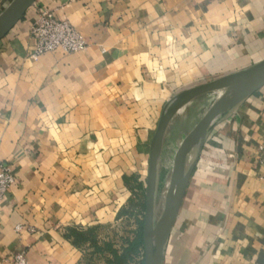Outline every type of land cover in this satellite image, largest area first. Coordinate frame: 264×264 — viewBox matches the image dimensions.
Segmentation results:
<instances>
[{
    "label": "crops",
    "instance_id": "1",
    "mask_svg": "<svg viewBox=\"0 0 264 264\" xmlns=\"http://www.w3.org/2000/svg\"><path fill=\"white\" fill-rule=\"evenodd\" d=\"M14 1L0 0V15ZM39 8L87 48L30 61ZM262 65L264 0H36L0 39V166L15 176L0 201V264H80L92 246L77 235L154 195L166 102ZM183 186L161 264H264V86L194 142Z\"/></svg>",
    "mask_w": 264,
    "mask_h": 264
},
{
    "label": "water",
    "instance_id": "2",
    "mask_svg": "<svg viewBox=\"0 0 264 264\" xmlns=\"http://www.w3.org/2000/svg\"><path fill=\"white\" fill-rule=\"evenodd\" d=\"M36 0H15L9 7L0 15V39L5 37L25 16L27 11L32 7ZM236 80L243 82L242 87L228 98L218 100L209 109L207 114L195 126V128L184 138L182 144L177 150L174 158L173 168L171 171V196L165 213V218L162 224L153 227L152 219V204L153 194L150 187L147 195L146 216L143 226L144 240V261L143 264H161L164 247L167 243L171 227L173 226L178 214L180 204L184 195L183 172L186 160L188 158L189 149L194 145V142L205 134L213 120L218 117L223 111L238 105L247 97L255 93L264 86V65L258 66L250 71L241 72L234 76L223 78L204 86L186 92L177 104L173 106L171 111L167 112L160 120L158 129L155 134L152 145V167L155 166L157 157L160 151L163 137L166 133V123L172 112L178 108L180 103L187 98L216 90L224 86L228 81Z\"/></svg>",
    "mask_w": 264,
    "mask_h": 264
},
{
    "label": "rangeland",
    "instance_id": "3",
    "mask_svg": "<svg viewBox=\"0 0 264 264\" xmlns=\"http://www.w3.org/2000/svg\"><path fill=\"white\" fill-rule=\"evenodd\" d=\"M225 89L227 88H222L218 91L212 90L187 98L180 103L178 108L172 112L170 118L168 119L166 123V132H168V135L170 136H168L169 143L161 144V150L157 158V168L162 172V175H160L161 173H158L159 175L157 176L154 188L152 204V219L154 228L157 227L162 212L164 213L166 211V206L170 200L168 198L171 196L170 184L173 164L169 170L163 169L162 166L164 164L166 154L171 151L172 147H175L173 153L176 154L184 140L182 133L188 131L190 128H194L202 120L216 101V94L218 92L223 91V93L227 95V92H224ZM225 95L219 100L227 98ZM181 96L183 95L179 94L176 98L166 102L161 117L171 111L173 106L177 104V101L181 99ZM174 143L176 144L174 145ZM164 190H167L169 193H167V195H163ZM145 204L147 203L145 202ZM146 208L143 207L142 209L139 208V210H132L129 212L131 215H129L128 218H124L122 221L114 225L96 228L89 233L88 238H94L96 245L103 252L96 251L93 247H85L84 257L82 261H80V264H143L144 246L140 254L133 258L130 262H128V259L126 258L124 261L119 260L120 262L117 263L112 257L111 251H116L118 254L122 253V249L125 246L124 243L133 239L135 232L139 228V223L145 221V216L147 214Z\"/></svg>",
    "mask_w": 264,
    "mask_h": 264
},
{
    "label": "built area",
    "instance_id": "4",
    "mask_svg": "<svg viewBox=\"0 0 264 264\" xmlns=\"http://www.w3.org/2000/svg\"><path fill=\"white\" fill-rule=\"evenodd\" d=\"M30 36L33 47L29 53V60L36 62L44 54L61 52L64 55L76 54L84 51L88 44L81 35L64 19H61L56 10L39 8L37 17L31 29ZM15 183V176L11 168L4 164L0 166V201ZM21 227L15 228L16 232ZM13 264H27L22 254L12 258Z\"/></svg>",
    "mask_w": 264,
    "mask_h": 264
},
{
    "label": "trees",
    "instance_id": "5",
    "mask_svg": "<svg viewBox=\"0 0 264 264\" xmlns=\"http://www.w3.org/2000/svg\"><path fill=\"white\" fill-rule=\"evenodd\" d=\"M143 222H140L139 223V228L138 230L135 232V236L133 237L132 240H129V241H126L124 243V248L122 249V253L121 254H118V252L116 251H111V255L112 257L114 258V260L118 263L120 262L119 260H123L124 259H128V262H130L133 258H135L136 256H138L140 254V252L142 251L143 249V246H144V240H143ZM89 233L91 232H88L87 235L84 234V235H77V240L78 242H81V241H85V240H89L90 243H91V246L93 248L96 249V251H100V252H103L100 248H98V246L96 245V242L94 240V238H88L89 236ZM86 235V236H85Z\"/></svg>",
    "mask_w": 264,
    "mask_h": 264
},
{
    "label": "bare ground",
    "instance_id": "6",
    "mask_svg": "<svg viewBox=\"0 0 264 264\" xmlns=\"http://www.w3.org/2000/svg\"><path fill=\"white\" fill-rule=\"evenodd\" d=\"M242 83L243 82H240V81L230 80L224 86L216 89L215 91H218V90H220L222 88H227L224 91V92H227V95H225V93H223V91L222 92H218L216 94V101L215 102H217L224 95L227 96V98L230 97L231 95H233L235 92H237L242 87ZM167 136H168V134H167ZM192 151H193V146L189 149L188 157L192 154ZM167 193H169V192H167V190H164L163 191V195H167ZM168 199H170V198H168ZM168 209H170V203L168 204ZM164 218H165V213L162 212V215H161L160 220H159V224H162L163 223Z\"/></svg>",
    "mask_w": 264,
    "mask_h": 264
}]
</instances>
